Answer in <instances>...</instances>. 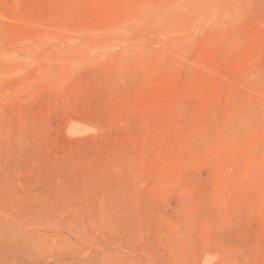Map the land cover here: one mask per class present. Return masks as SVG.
Returning <instances> with one entry per match:
<instances>
[{"label": "rangeland", "instance_id": "rangeland-1", "mask_svg": "<svg viewBox=\"0 0 264 264\" xmlns=\"http://www.w3.org/2000/svg\"><path fill=\"white\" fill-rule=\"evenodd\" d=\"M0 264H264V0H0Z\"/></svg>", "mask_w": 264, "mask_h": 264}]
</instances>
